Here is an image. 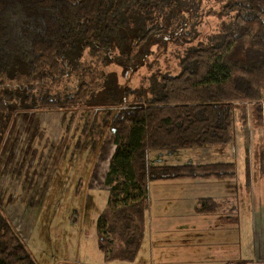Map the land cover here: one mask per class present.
<instances>
[{
	"label": "trees",
	"instance_id": "trees-1",
	"mask_svg": "<svg viewBox=\"0 0 264 264\" xmlns=\"http://www.w3.org/2000/svg\"><path fill=\"white\" fill-rule=\"evenodd\" d=\"M203 1L0 0V140L20 113L81 109L101 92L107 96L101 102L104 111L110 109L104 124L115 148L103 180L107 202L96 221L98 249L107 262H133L137 257L151 182L236 178L233 162L153 164L150 151L162 156L226 148L233 140L234 110L242 108L246 120V105L264 128V0H224L222 15L228 20L223 31L215 40L194 41L195 22L187 25L205 14L199 13ZM197 3L199 10L189 13L186 4ZM170 28L171 34L184 29L168 42L176 46L180 72L154 77L149 95L130 96L126 86L114 83L104 90L103 76L81 68L79 55L85 50L101 52L104 61L117 50L120 56L113 61L132 69L139 54L146 56L145 45L153 43L149 58L154 48H162L158 41L166 40ZM129 35L140 44L133 47ZM71 75L79 79L75 93L46 91L47 82ZM130 98L133 104L125 105ZM262 156L264 161V148ZM246 170L249 184L248 165ZM198 205L200 214L217 208L212 200ZM0 264H38L1 208Z\"/></svg>",
	"mask_w": 264,
	"mask_h": 264
},
{
	"label": "rangeland",
	"instance_id": "rangeland-1",
	"mask_svg": "<svg viewBox=\"0 0 264 264\" xmlns=\"http://www.w3.org/2000/svg\"><path fill=\"white\" fill-rule=\"evenodd\" d=\"M203 3L200 10L201 3L185 6L189 13L205 11L198 20L188 21L187 26L195 22L194 41L215 40L228 20L222 15L224 0H204ZM172 29L167 30L170 35L165 41H158L162 48H154L150 58L153 43L145 45L146 56L142 59L139 54L138 61L133 60L132 69L122 68L113 61L119 55L117 50L105 61L101 52L85 50L79 55V63L81 68L103 76L104 90L109 88L107 83H114L118 87L126 86L131 91L130 96L132 92L149 95L154 77L161 74L174 76L180 72L176 46L168 42H174L184 29L171 34L174 33ZM131 37L134 35L128 36V42L133 47L140 44L129 39ZM78 85L79 79L71 75L61 81L47 82L45 87L51 95L65 96L75 93ZM105 96V92H101L90 101L89 107L81 109L20 113L15 119L13 117L1 137L0 208L38 264H62L65 261H68L66 264H126L105 261L97 245L96 221L108 197L102 178L115 148L108 124H104L109 109L103 110L101 102L106 100ZM132 102L130 98L124 104ZM245 109L246 120L242 119V108L234 110L232 143L226 148L209 149L224 151L227 160L236 166V178L228 181L239 198L241 214L237 219V234L244 244H237L236 249L227 244L226 249L230 252L227 264H264V128L255 122L251 107L246 105ZM184 151L168 155L162 152L164 155L157 158L166 164L165 158H176ZM153 152L156 151L150 152L152 162ZM188 154L192 157L197 153ZM246 165L251 173L249 184L246 182ZM230 202L233 204L234 200L225 204L228 213ZM144 257L143 251L138 253L133 264H144V259L147 260Z\"/></svg>",
	"mask_w": 264,
	"mask_h": 264
},
{
	"label": "crops",
	"instance_id": "crops-1",
	"mask_svg": "<svg viewBox=\"0 0 264 264\" xmlns=\"http://www.w3.org/2000/svg\"><path fill=\"white\" fill-rule=\"evenodd\" d=\"M150 152L148 160L153 164H162L157 152L151 153L152 162ZM190 152L197 154L191 157ZM227 159L224 151L208 148L189 149L176 158H165L164 161L171 165L232 162ZM230 186L228 180L213 178L151 182L148 186L145 235L138 252L143 251L144 258L147 257L144 264H227V255L230 254L227 244L235 246L232 249H236L237 244H244L237 234V219L241 214L239 198ZM201 200H212L217 204L216 210L197 213L196 207ZM229 200H234L233 204H229L230 213L225 211ZM136 259L133 262H109L133 264ZM66 263L68 261L62 264Z\"/></svg>",
	"mask_w": 264,
	"mask_h": 264
}]
</instances>
